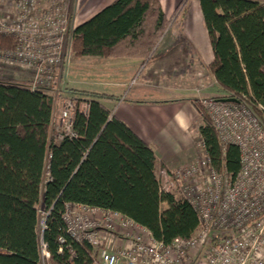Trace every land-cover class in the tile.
Wrapping results in <instances>:
<instances>
[{"label": "trees", "instance_id": "obj_1", "mask_svg": "<svg viewBox=\"0 0 264 264\" xmlns=\"http://www.w3.org/2000/svg\"><path fill=\"white\" fill-rule=\"evenodd\" d=\"M182 0L174 18L185 14ZM214 58L208 66L221 90L216 100L245 98L264 115V4L257 0H200ZM173 18V19H174ZM160 0H115L72 32L75 57L149 62L172 23ZM16 39L0 36V47ZM90 103L74 115L76 139L59 141L52 128L55 99L29 85L0 82V264H39L40 208L49 211L43 240L51 264H93L94 248L66 236L68 204L120 212L171 243L190 239L197 213L181 196L160 192L158 158L140 136L103 104L114 97L71 87ZM200 135L212 165L236 175L240 151L222 144L208 112L194 101ZM46 171L50 179L43 188ZM62 248V252L60 251Z\"/></svg>", "mask_w": 264, "mask_h": 264}, {"label": "built area", "instance_id": "obj_2", "mask_svg": "<svg viewBox=\"0 0 264 264\" xmlns=\"http://www.w3.org/2000/svg\"><path fill=\"white\" fill-rule=\"evenodd\" d=\"M0 0V36L16 39L14 48L0 47V71L30 75L32 91L44 90L60 104L53 119L57 139H76L74 115L87 116L90 103L71 95L65 79L72 59L76 27L68 0ZM11 74V73H9ZM136 80V79H135ZM134 80V82H135ZM222 144L240 151L236 175L212 165L202 137L197 158L176 171L159 169L160 192L181 196L198 215L190 239L158 240L130 217L84 204H68L62 216L66 236L94 248L93 264H264V115L246 98L225 102L200 97ZM50 179L46 171L43 188ZM39 264H51L43 240L49 211L39 210ZM62 252V248H60Z\"/></svg>", "mask_w": 264, "mask_h": 264}, {"label": "crops", "instance_id": "obj_3", "mask_svg": "<svg viewBox=\"0 0 264 264\" xmlns=\"http://www.w3.org/2000/svg\"><path fill=\"white\" fill-rule=\"evenodd\" d=\"M112 1L115 0H105L104 5L111 4ZM160 1L167 18H171L179 0ZM257 1L264 4V0ZM72 6L74 7V2ZM172 23L177 29L161 39L154 57L149 62L142 64L138 59L127 58H106L107 61H103L106 65L118 62L117 64L121 65L120 70L126 69L123 80H103L104 84L120 86L132 81L133 84H137L134 90L122 96L107 92L95 93L114 97L113 100H105L103 104L152 147L162 169L176 171L197 158L196 143L201 137L202 118L194 106V101L200 97L220 95L221 90L210 73L208 80L212 81L211 85L216 92L209 90L207 84H204L206 79L198 76L208 72V66L214 58L200 0H190L185 14L177 15ZM181 57L187 59L186 67H191L195 71L193 77L180 76L176 79L171 76L177 69L176 59ZM154 59L156 65L151 73L145 74L141 82L137 80L136 75ZM4 70L7 73L8 70ZM12 76L24 80L26 85L30 84L28 73L19 71ZM114 102H118L119 105H113L112 108Z\"/></svg>", "mask_w": 264, "mask_h": 264}, {"label": "rangeland", "instance_id": "obj_4", "mask_svg": "<svg viewBox=\"0 0 264 264\" xmlns=\"http://www.w3.org/2000/svg\"><path fill=\"white\" fill-rule=\"evenodd\" d=\"M5 1V0H3ZM2 1V2H3ZM182 0H179L177 7L181 3ZM74 2V7L72 6V3ZM105 0H68V11L70 15L74 18V22H77L76 24H81V22H85L86 19L91 18L94 16L96 13L101 11L103 8H105L107 5L110 3H107L104 5ZM113 2V1H112ZM188 6V5H187ZM72 7V8H71ZM78 7V8H77ZM74 13V14H73ZM175 15V13H174ZM174 15L171 17L172 20L174 18ZM180 16V15H179ZM169 18V19H171ZM177 18V16H176ZM85 19V20H84ZM179 19V17H178ZM177 20V19H176ZM181 20V19H179ZM82 22V23H83ZM76 25V26H77ZM174 29H177L176 26L173 27V23H171L170 27L165 33L166 35H169L172 33ZM164 39V37H163ZM155 54V53H154ZM106 58H87V57H75L72 55L71 63L68 66L67 73L65 75V79L69 85V88L74 87V88H79L91 92H107V93H114L117 94L118 96L122 95H127L131 90H134V87L137 86V84H133L132 81H130L127 85H120V86H113V85H108L104 84L103 80H109V81H119L123 80L124 74L126 72V69L120 70L121 65L117 64L118 62H110V64H104L103 61ZM192 60V59H191ZM125 61V60H124ZM176 61L178 62L177 69L175 70L174 73H172V77H175L176 79L179 78L180 76H190L193 77L195 71L191 67H186L188 66V61L186 58H177ZM196 61H198L196 59ZM129 63V62H128ZM141 65V64H140ZM138 65V66H140ZM156 65V59L151 61L145 68L141 67L142 70L136 75L135 78L139 80L140 82L142 81V78H144L145 74H150L151 70H153V67ZM7 69V68H4ZM4 69L0 71V82L4 83H18L22 85H26V82L21 79H16L13 77V74L19 73V71L12 69L8 70L7 73H5ZM204 72L202 75H198L200 77L205 78L206 80L204 81V84H207V87L209 90L212 92L215 91V88L212 87L211 83L212 81L208 80L210 77V72ZM12 74H9L11 73ZM197 72V70H196ZM141 77V78H140ZM70 81V83H69ZM75 82V85H74ZM192 82V80H191ZM194 85V83L192 82ZM153 88V87H151ZM161 88H165L164 86H161ZM216 92V91H215ZM71 95H74L71 92ZM174 95V94H172ZM176 96V95H174ZM85 101V100H82ZM113 105L118 106V102H114L111 107L113 108ZM60 104H56V115L58 114V110L60 109ZM200 117L202 118L201 114ZM203 124V120H202ZM55 128V124L53 125V129ZM200 139H198L199 141ZM197 141V142H198ZM43 215L40 214V220L41 222L43 221Z\"/></svg>", "mask_w": 264, "mask_h": 264}, {"label": "water", "instance_id": "obj_5", "mask_svg": "<svg viewBox=\"0 0 264 264\" xmlns=\"http://www.w3.org/2000/svg\"><path fill=\"white\" fill-rule=\"evenodd\" d=\"M225 102H235V100H232V99H226V100H223Z\"/></svg>", "mask_w": 264, "mask_h": 264}, {"label": "bare ground", "instance_id": "obj_6", "mask_svg": "<svg viewBox=\"0 0 264 264\" xmlns=\"http://www.w3.org/2000/svg\"><path fill=\"white\" fill-rule=\"evenodd\" d=\"M53 124V123H52Z\"/></svg>", "mask_w": 264, "mask_h": 264}]
</instances>
